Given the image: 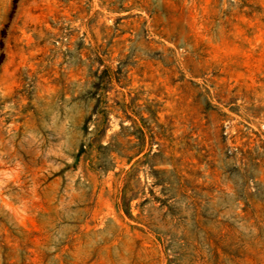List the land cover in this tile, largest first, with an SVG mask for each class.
Masks as SVG:
<instances>
[{
	"label": "rangeland",
	"instance_id": "1",
	"mask_svg": "<svg viewBox=\"0 0 264 264\" xmlns=\"http://www.w3.org/2000/svg\"><path fill=\"white\" fill-rule=\"evenodd\" d=\"M0 264H264V0H0Z\"/></svg>",
	"mask_w": 264,
	"mask_h": 264
}]
</instances>
